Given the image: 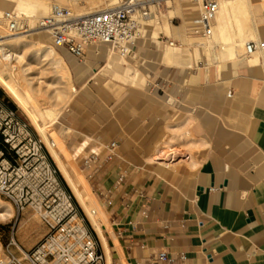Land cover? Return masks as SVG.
<instances>
[{
	"label": "crops",
	"instance_id": "1",
	"mask_svg": "<svg viewBox=\"0 0 264 264\" xmlns=\"http://www.w3.org/2000/svg\"><path fill=\"white\" fill-rule=\"evenodd\" d=\"M247 1L253 6L257 25L253 29V38L245 42L255 38L262 41L264 9L261 6L264 0ZM175 34L180 38V34L172 29L170 36ZM149 37L153 39L151 35ZM187 40L190 41V37ZM101 46L104 45L88 46L86 62L74 65L73 72L78 79L91 74L89 81L98 75H117L120 81L129 85L122 95L127 109L125 115L118 116V124L112 123L108 112L96 115L93 122L89 121V115L85 119L78 118L76 130L86 140L78 143L70 154L73 158L78 156L88 143L94 147L113 141L117 143L115 156L103 165L99 181L92 182L91 188L85 178L95 202L101 204L97 196L106 204V213L101 209L102 235L107 247L106 252L100 244L99 251L104 254L102 264H152L151 259L162 250L171 260L164 264H264V89L257 93L253 84V81L264 83V79L259 80L254 75L257 67L264 74V52H258L259 57L251 58L252 61L251 56L220 63L207 61L219 66L220 71L226 63L234 68L232 75L237 81L235 88L230 89L234 100L225 106L216 89L221 90L228 80L223 79L217 88L214 85L207 88L206 84L213 74L220 76L219 69L207 70L196 83H188L190 73L184 72L192 66L198 67L200 46L196 47V55L194 48L192 51L185 48L183 53L170 48L171 64L163 60L167 49L164 47L157 64L147 71L145 79L125 59L122 66L117 56L109 55L106 46ZM158 51L156 47L138 44L134 48L136 59L131 60L148 63ZM95 59L103 60L104 65L93 66ZM162 65L165 67L161 69ZM242 65L246 67L244 77L238 72ZM136 74L137 80L133 81L132 76ZM68 75L70 78L69 72ZM240 78H246L245 82H238ZM144 81L150 95L135 89ZM154 87H160L161 91ZM73 89L67 107L76 96L74 86ZM117 91L119 93L120 89ZM169 91L173 98L169 104L171 111H164L160 100L152 95L160 98V94L163 96ZM254 99L250 105L249 100ZM195 102L197 106L192 107L190 103ZM182 103L187 106L182 108ZM174 109L185 119L179 126L172 125L168 129L184 127L191 115L196 122L195 130L201 136L204 137L208 130L211 149L199 152V161L191 174L177 177L169 173L173 184L162 186L144 171L143 157L149 148H154L152 156L158 166L173 169L181 162L178 160L181 152L177 148L157 145L163 125L170 120ZM221 120L226 127L221 126ZM114 126L118 134L111 136L110 130ZM61 146L66 151L62 142ZM166 151L167 155L163 156ZM184 162L195 166L191 157ZM120 175L124 178L115 185ZM207 253L211 254V261H206Z\"/></svg>",
	"mask_w": 264,
	"mask_h": 264
},
{
	"label": "built area",
	"instance_id": "2",
	"mask_svg": "<svg viewBox=\"0 0 264 264\" xmlns=\"http://www.w3.org/2000/svg\"><path fill=\"white\" fill-rule=\"evenodd\" d=\"M157 0H122L120 6L102 12L77 16L67 7L52 5L37 23L45 29L53 50L64 51L82 60L88 46L104 45L123 59H136L134 48L143 40L146 24L159 9ZM153 9H151V7ZM218 8L217 0H200L193 19L195 35L208 37ZM0 26L6 36L26 30L19 28L17 14H0ZM174 45L165 40L161 43ZM264 50V42H247L245 52L253 55ZM161 91L160 87H154ZM228 92L227 97H231ZM116 142L89 149L83 159L87 178L99 181L102 167L110 162ZM124 178L120 175L115 185ZM0 197L17 213L30 209L46 229L43 238L32 248L23 250L12 229L5 245L6 264H102L103 254L87 232L71 196L61 186L57 173L49 163L42 142L35 138L29 125L20 119L9 102L0 96ZM110 204V201H108ZM144 216L145 213L142 212ZM182 259V258H180ZM211 261V254H205ZM166 251H159L152 264L170 262Z\"/></svg>",
	"mask_w": 264,
	"mask_h": 264
},
{
	"label": "rangeland",
	"instance_id": "3",
	"mask_svg": "<svg viewBox=\"0 0 264 264\" xmlns=\"http://www.w3.org/2000/svg\"><path fill=\"white\" fill-rule=\"evenodd\" d=\"M13 1L15 0H12L11 2L12 5L14 4ZM94 1L97 3V5L95 4L94 6H99V7H96L95 10H101V9L105 10V9H108V7L111 8L110 6L115 7L116 5L120 4L121 0H94ZM157 1H159V9L157 10L158 12L155 14V16L159 15V12H160V15H164L165 13H167L168 10H171V8H169V6H167L166 3L164 2L166 0H157ZM189 3L185 1L181 2L180 4L181 5V16H178L176 18L175 17L169 18L168 21L170 25L177 27V26H180L183 20H189V19L193 20L197 16L198 14V11H196L197 5L194 3H190V4ZM78 7L86 8L87 6L85 3H81ZM185 8H188V11H184ZM1 11L3 12L7 10L0 7V12ZM188 13H190L191 15H188ZM160 15L157 18H155L154 22H157V20L160 22L162 21L163 16H160ZM25 26L27 29H30L31 27L34 28V30H30L22 34V35L30 34V36L27 37L28 40L33 41V42L38 41V42L43 43L45 46L51 47L49 36L46 33L38 32L39 29H36L37 21H35L32 26H29L28 24L24 25V27ZM185 29H186V32L183 31V33L180 34V38L177 37V34H175L174 36L173 35L166 36L163 32H158L159 33L158 35L159 44H157L156 42H152L154 40L150 39L149 37V35H151L152 37V34H153L152 27L151 26L146 27L145 32H144L145 37L140 42V44L145 47H156L159 50L158 53L155 55L154 59L152 61H149L148 63H143L142 60H138V61L131 60L130 58L125 59V60L127 61L129 65L135 68L145 79L147 71L154 69L155 64H157L159 56L162 53L164 47L165 49L167 48L166 46L167 43H164V42L161 43V41L168 40V41L173 42L174 45L180 44V46H176L171 49L172 50L179 49L180 50L179 52L181 53H183V50L185 48H188L190 51H192L193 48L197 47V46L193 47L190 44V42H188L187 39L190 36H188L187 33L189 30L186 26H185ZM0 32H1V37H2L0 38V40L11 38L9 36H6L3 33L2 27H1ZM261 40L264 42V38H262ZM217 45L215 46L212 54L210 52H207V49L204 48L205 46L203 45L200 46L201 55H200V61L198 62V67L192 66L189 69L185 70L184 72V73H190V76H193V77L189 76V82H188L189 84H192V82L196 83L198 80V77L201 79L202 76L205 75V72L207 70L216 71V69H218V67L214 66L213 64H208V62L209 63L218 62V60L214 58V54H213V53H216V49H218L220 46L219 44ZM101 47H105V46H101ZM33 48L34 46L30 43L27 44V46L23 49V51L22 49L21 50L9 49L7 46L0 47V60H1L0 65L5 70L7 79L13 76L16 72H17L16 74H18L19 72L20 77L23 75V77L20 78L21 82L22 81L24 82L25 80L26 83L28 84V88L29 89L32 88L33 91L38 93V94L37 93L35 94V92L33 93V91L31 90L33 95H36V96L38 95V97L42 96L44 100L46 101V103L49 104V107L52 109H55L56 107H57L56 109L62 107L61 105L69 97L71 93L70 92L71 82L77 91L76 96L73 98V101L70 103V105L62 110V112L56 119V122L50 128H48L51 130L47 133L48 142H45L40 137V135L36 132L34 126L31 124V122L26 117V115H24V113L15 105L12 99H10L9 96L1 88H0V96H2L5 101L9 102V104L14 107V109L17 112L18 117L29 125L30 130L32 131L35 138L42 142L45 148V154L47 156V159L49 163L52 165V167L55 169L58 180L61 183V186L71 196L72 202L76 208V211L79 217L82 218L84 221V226L87 232L89 233L91 238L96 242L97 249L100 250V243L98 241L96 234L94 233L92 227L89 225L88 221L86 220L84 216V213L82 212V209L75 201L70 189L66 185L59 171L57 170L53 160L51 159V156L49 155L50 152L48 154L46 146H47V143L54 142L56 144L55 148H57V150L60 148L58 150V155L63 160V162L67 163V160H70V163L72 165L68 163L67 164L70 166L69 170L71 171V174L73 176H81L84 182L87 184V181H85V178H86L89 181L91 188H92V181L87 178L88 171L84 167L83 159L88 155L89 149H93L94 146L88 143L87 148L84 149V151L81 154H78V156L74 157L75 160L70 154L73 152V149L78 145V143L86 140L84 136L76 130L77 120L78 118L85 119L86 116L89 115V121L91 120L93 122V121H96L95 119L96 115L101 116L103 112H108L111 121H113L112 123L118 124L119 119H120L118 116L125 115V111L127 109L125 105V100L122 95H123V92H125V90L127 89V86L129 85L124 84L115 75H98L89 81V78H91L92 76L91 74L89 75V73H87L82 79H78L73 72V66L83 65L86 62V55L84 56L82 60H76L73 57L66 54L64 51L53 50L55 55L57 57H61L67 66V70L71 78V81L69 78L70 84H68L69 81L65 78L63 79L62 75L60 74L59 72L60 68L50 65L51 63L48 60L47 61L49 63H47L46 59H43V57H39V56L34 57V55L33 57L32 55L30 56L31 52L34 51L35 49ZM149 54L150 52H148V55L146 57L147 59L149 58ZM196 54H197V51H196ZM242 54H244V49L242 51ZM14 56L16 57L19 56L17 57L19 59L16 60V57ZM92 65L93 66H103L104 62L103 60L95 59ZM13 66L14 67L16 66L17 68L15 67L16 68L15 69ZM18 67H20L19 69L21 71L18 69ZM164 67L165 66L162 65L161 69ZM177 68L182 69L180 67H172L171 69L179 70ZM245 69H246L245 65H242L238 68L239 74L243 75V77L246 76ZM254 69L256 71L254 75L257 77V79L259 80L264 79V74L260 70V68L257 67ZM14 70H17V71L14 72ZM233 70L234 68L230 65V63H226L225 68H223L218 73L220 74V76L219 75L217 76L215 73L211 76L209 83L206 82L207 88H210L211 85L212 86L214 85L216 86L215 88H217L218 84H221L223 79L226 78L228 80L225 84H223L222 86L223 88L221 90L216 89L217 94L223 97L225 106L232 104L234 100L233 99L234 97H231V98L226 97V93L232 92L230 89L231 88L234 89L236 86L235 84H236L237 79L236 77H233L232 75ZM245 79L246 78H240L238 79V82H245ZM106 82L107 84L104 85V83ZM253 84H254V89L257 90L256 91L257 93H259L260 91L264 89V83L261 81H255V82L253 81ZM118 89H120L119 93L117 91ZM135 89H137L138 91L145 92L147 95L151 94V92H148L147 88L145 87V81L140 87H137ZM152 96L160 100L162 110L171 111L169 104L172 103L171 101L173 100V98H172V95L170 94V91L166 92L165 95L163 96L160 94L161 96L160 98L156 94H153ZM208 101L209 99L207 98L206 107H208L209 105ZM249 101H250L249 102L250 105H252L255 102V99L254 101L253 100H249ZM190 102L192 103L191 100ZM191 103L190 105L192 107L197 106L196 102L193 104ZM184 105L187 106L186 104L182 103L181 107L183 108ZM184 119H185L184 115L174 109L173 114L170 117V120L166 122V124L163 125V130L161 132L160 139L157 141L158 142L157 145H160V146L170 145L173 148H177L181 152L180 155L178 156V160H181V162L177 164L175 168L165 169V168L158 166L155 160H153L154 156H152V152L154 148L153 149L149 148L147 153L143 157V160L146 162V164L143 166L144 171L148 173V176H151L154 180H157L158 182H160L162 186H165L167 183L171 185L173 184L172 183L173 181L171 180V176H169L171 173L176 175L177 177L182 176L184 174H191L197 166V161H199L198 160L199 152H201L204 149L206 151H209L211 149L208 130L205 133L204 137L201 136L200 132H197V130H195L196 122L193 120L191 115L189 116L188 119H186V123L184 127H181V128L179 127L175 130L168 129V127H171L172 125H175V127L179 126L180 123H182ZM37 123L39 125H42L41 120H38ZM221 123L220 124L222 127L227 126L223 124V120H221ZM110 131H111L110 132L111 136L118 134V130L115 126L111 128ZM60 141L62 142L66 151L62 148ZM156 147L157 146H155V148ZM190 157L195 162V166L193 167H191L189 163L184 162V161H187L188 159L190 160ZM162 159L163 161H165V158H162ZM96 198L101 203L99 204L96 201L97 204L106 213L105 202L100 200L97 196ZM0 201L1 203H3L2 205L5 207V210L11 211V212L9 211L11 213L9 217L0 218V264H6L7 258L4 252L5 245L7 243V239L10 236L12 229L15 231V236L20 244V247L23 250H28L34 247L43 238V236L46 233V229L41 225L38 216L35 213H33L30 209H26L23 213H17L16 210H14V208H12V206L6 200L0 197ZM99 222H101V225H102L101 217L99 218Z\"/></svg>",
	"mask_w": 264,
	"mask_h": 264
},
{
	"label": "bare ground",
	"instance_id": "4",
	"mask_svg": "<svg viewBox=\"0 0 264 264\" xmlns=\"http://www.w3.org/2000/svg\"><path fill=\"white\" fill-rule=\"evenodd\" d=\"M184 1L188 3L190 2V3L196 4L197 5L196 11L199 10L200 0H166L164 2L166 3L167 6H169V8H171V10H168L167 13H165L164 15H160V12H159V15L163 16L162 21L160 22L157 20V22H154L155 18L159 16L157 15L149 19L148 22L146 23L148 27L150 26L152 27L153 29L152 37L153 39H156L158 44H159L158 37H157L159 34L158 32H163L166 36H170V32L173 29L175 32H178V34H182L186 26L187 28H189V31L187 34L188 36H190V41L188 42H190V44L193 47L203 45L207 49V52H210L212 54L215 46L217 44L220 45L219 48L216 49V53H213L214 58L218 60L217 63L225 62L227 60L236 59V58L246 59L251 56L250 59L251 58L257 59L259 57V55H257L258 52L253 55H247L245 52V45L247 43L245 42V40L253 38L252 36L253 29L257 25L255 22V16L253 13V6L250 5L247 0H217L218 8L213 18L211 34L208 37H200L194 34L193 29H192L193 20L191 19L183 20L179 27H175L169 24V21H168L169 18H174V17L176 18L178 16H181V5L180 4L181 2H184ZM11 2L12 0H0V7L7 11L16 12L19 28H24V25L26 24H28L29 26H32L35 21H37L38 23L41 20V18H43L44 16L48 14L52 5L67 7L71 11H73L77 16H85V15L104 11V9L95 10L96 7H99V6H94L95 4L97 5V3L94 0H15L13 1L14 3L13 5ZM121 2L122 0L120 1V4ZM81 3H85L87 7L86 8L78 7ZM120 4L116 5L115 7L110 6L111 8L108 7V9H105V10L116 8L120 6ZM157 5L159 6V1L157 2ZM150 7L153 9L152 6ZM261 7H263L264 9V3L262 4ZM3 12H6V11H3ZM3 12L1 11L0 14ZM214 20L216 22L215 25H214ZM36 29H39L38 32L40 33L47 34V31L45 29H40L38 27H36ZM30 30H34V28L31 27L30 29L23 30L17 33L16 35L11 36V38L9 39H1L0 47L7 46L9 49H19V50L22 49L23 51V49L27 46V44L30 43L35 48V49L33 48L34 51L31 52L30 56L31 55L32 57L33 55L34 57L39 56V57H43V59H46V61L48 60L51 63L50 65L60 68L59 72L62 75L63 79L65 78L69 81L68 71H67L64 61L62 60L61 57H57L55 55L51 47L45 46L43 43L38 42V41L33 42V41L28 40L27 37L30 36V34L22 35L23 33H26ZM0 31H1V26H0ZM0 38H2L1 32H0ZM251 41L252 42H262V41L257 40V38L249 40L248 42H251ZM166 46L168 49H166L164 52L163 60L165 63L171 64L172 59L169 54L170 48L180 46V44L172 45V46L166 45ZM106 48H107V51L110 52L109 55L114 54L115 56H118L114 52H112L111 49L108 48L107 46ZM243 49H244V54H242ZM194 50H195V55H196V51H197L196 48H194ZM262 52H264V50ZM17 57H16V60L19 59ZM118 58H119V63L122 66H124L125 61L123 60V58H120L119 56ZM48 61L47 63H49ZM19 68L20 67H18V69ZM218 69L220 72L219 66H218ZM17 70H14V72H16ZM16 73L13 76H11L9 79H7L6 72L0 65V88L9 96L10 99H12V101L24 113V115H26V117L31 122V124L34 126L36 132L40 135V137L45 142H48L47 133L51 131L48 128H50L56 122V119L58 118L62 110L67 107L68 103L70 102L73 96L74 89L71 86L70 81H69L68 84H70V88H71V91H70L71 93L69 97L63 102V104L61 105L62 106L61 108L56 109L57 108L56 107L55 109H52L49 107V104L46 103L44 98L40 96V94H39L40 97H38V95L37 96L33 95L35 91H33L32 88L31 89L28 88V84L26 83V81L24 80V82L23 81L21 82L20 78L23 77V75L20 77L19 72L18 74ZM116 77L118 78L117 75ZM137 77H138L137 74L132 76V80L136 81ZM31 90L33 91V93ZM36 93L37 92H35V94ZM38 120L42 121V125H39L37 123ZM55 147H56V144L54 142L47 143L46 149L48 151V154L50 152L49 155L51 156V159L53 160L57 170L59 171L66 185L70 189L75 201L82 209V212L84 213L86 220L88 221L89 225L92 227L100 244L102 245L104 250L107 252L106 242L102 235V225H101V222H99V218L102 215L101 208L92 198L89 192V189L86 183L84 182L83 178L81 176H73L71 174V171L69 170L70 166L68 165V164L72 165L70 163V160H67L68 164L63 162V160L58 155V150L60 148L58 147L59 149L57 150V148ZM169 154H168V158H169ZM166 155H167V151L163 153V156H166ZM2 204L3 203H1L0 201V218L9 217L11 215L10 213L11 211L9 210L10 211L9 212L8 210H5V207ZM106 260L108 262V259Z\"/></svg>",
	"mask_w": 264,
	"mask_h": 264
},
{
	"label": "trees",
	"instance_id": "5",
	"mask_svg": "<svg viewBox=\"0 0 264 264\" xmlns=\"http://www.w3.org/2000/svg\"><path fill=\"white\" fill-rule=\"evenodd\" d=\"M13 109H14V107L13 106H11Z\"/></svg>",
	"mask_w": 264,
	"mask_h": 264
}]
</instances>
